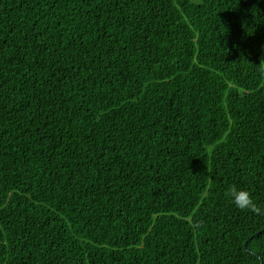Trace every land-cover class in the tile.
<instances>
[{
    "label": "trees",
    "instance_id": "trees-1",
    "mask_svg": "<svg viewBox=\"0 0 264 264\" xmlns=\"http://www.w3.org/2000/svg\"><path fill=\"white\" fill-rule=\"evenodd\" d=\"M264 0H0V264H264Z\"/></svg>",
    "mask_w": 264,
    "mask_h": 264
},
{
    "label": "clouds",
    "instance_id": "clouds-1",
    "mask_svg": "<svg viewBox=\"0 0 264 264\" xmlns=\"http://www.w3.org/2000/svg\"><path fill=\"white\" fill-rule=\"evenodd\" d=\"M226 195L230 203L242 212H248L258 217H264V205L258 204L253 195L244 189L236 186H230Z\"/></svg>",
    "mask_w": 264,
    "mask_h": 264
}]
</instances>
